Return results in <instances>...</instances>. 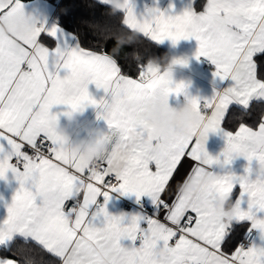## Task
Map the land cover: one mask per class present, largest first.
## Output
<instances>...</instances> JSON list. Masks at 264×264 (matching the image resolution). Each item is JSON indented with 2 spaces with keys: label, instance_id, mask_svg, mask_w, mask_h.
I'll return each instance as SVG.
<instances>
[{
  "label": "snow or ice",
  "instance_id": "snow-or-ice-1",
  "mask_svg": "<svg viewBox=\"0 0 264 264\" xmlns=\"http://www.w3.org/2000/svg\"><path fill=\"white\" fill-rule=\"evenodd\" d=\"M100 2L110 10L116 5L120 11L110 15L122 14L124 27L157 44L194 38L196 58H207L215 66L214 77L232 83L210 98L191 97L185 82L169 79L142 63L143 58L135 61L138 71L132 77L122 71L118 55L103 48L109 41L116 44L121 31L105 26L97 50L85 49L43 13L27 12L22 0H0V25L11 28L17 17L39 18V25L18 41L0 34V180L11 173L19 185L0 222V250L20 257L0 255V264H34L33 244L62 264H84L85 247H99L109 239L122 249L112 264H264V245L245 248L239 243L228 251L235 226L244 222L264 240V113L256 128L240 123L233 132L222 127L230 106L240 109L242 119L251 114L254 102L264 105V78H258L254 59L264 56V0H207L201 11L195 10V0H188L180 14L159 7L138 13L134 0ZM177 63L187 66L186 59ZM89 84L103 89L106 97L96 99ZM157 94L167 101L183 94L201 114L203 134L194 129L173 141L156 136L143 119L142 104ZM54 105L98 109L111 145L96 164L71 156L49 131V122L57 117ZM210 133L226 141L217 156L206 149ZM241 156L248 162L243 175L212 170ZM185 157L194 163L182 183L208 173L217 175L215 183L183 196L177 182L173 192L171 182ZM237 186L239 195L233 199ZM112 193L134 194L137 202L149 197L152 214H109ZM225 194H231L234 204L227 222L208 208L210 200ZM100 217L102 226H97ZM125 239L130 246L121 244Z\"/></svg>",
  "mask_w": 264,
  "mask_h": 264
},
{
  "label": "crops",
  "instance_id": "crops-1",
  "mask_svg": "<svg viewBox=\"0 0 264 264\" xmlns=\"http://www.w3.org/2000/svg\"><path fill=\"white\" fill-rule=\"evenodd\" d=\"M96 1L101 3L100 0H96ZM22 2L24 3L27 12L35 13L39 11L40 13H43L44 15L47 16L49 23L55 21L60 25L61 28H63L57 20V16H56L57 6L55 4L51 3L48 0H30V1L22 0ZM206 2L207 0H195L194 3L195 10L196 11L203 10V7L206 4ZM134 3L136 5V11L138 13H143L146 8L159 7L161 10L172 11L174 12V14H180L183 11L184 7L187 5L188 0H134ZM25 22L31 23L33 21H25ZM14 28L15 25L11 27V29L13 30ZM63 29L66 32L71 33L67 29L65 28ZM45 43L50 45L51 41L46 40ZM155 44L167 50L170 55L187 60V66L183 68H178L175 78L176 81L178 82L183 81L188 85L186 91L189 96L210 98L214 94V90L217 91L222 90L231 85L232 82L230 80L220 81L218 77H214L213 73L215 72L216 69L212 63L210 68L208 69L204 68V64L201 61V59L205 57H200L199 59L196 58L195 53L198 48V42L194 38H190L187 40L182 39L179 42H177L175 45H173L170 40H165L162 43L159 44L155 43ZM259 57L260 55L254 58L256 59L257 63ZM257 75L258 78H264V75L260 74L259 64L257 68ZM88 90L90 94L93 95L96 99H100L101 97H106V94L104 93L103 89H97L94 84H89ZM185 103H187V101L183 94H181L178 97L173 94L170 95L169 97L170 106L180 107ZM68 108L69 107L67 105H54L51 111L53 114H56L59 117L61 122H63L62 113L66 111ZM233 108H237V107L230 106L222 122V127L228 131H233L227 125L226 122L227 117L231 109ZM97 113H98V109L92 106H88L84 109L83 114L79 118L80 119L79 126L76 127L75 131L73 132L72 135L73 142H78L79 140H86L91 138L92 129L94 128L102 129L105 132L108 131L106 122L103 119L98 118ZM236 130H238V128ZM225 146H226V141L221 134H217V133L209 134L208 140L206 142V149L212 156L219 155ZM27 152L30 155H32L29 151ZM221 159L223 158L221 157ZM13 163H15V161H13ZM193 163L194 162H191L187 157L182 159L181 164L178 166L179 171L176 173L175 179L171 182L173 184V192H175L178 186L177 182L182 183ZM247 166H248V162L245 160L244 157L241 156L234 158L232 163L226 166L224 169H221L219 166L214 165L212 170L214 171L231 170L237 175H243L244 170ZM253 167H255V162H253ZM18 187L19 185L17 181L13 178L11 173L8 174L7 180H0V222L6 219L7 217L6 204L11 203L12 197L15 194V191L17 190ZM238 195H239V187L237 186V188L234 190L233 193V199L238 197ZM125 201H129L135 204L146 201L150 206L149 208L153 209L151 200L147 196L141 197L140 201L137 202V199L134 194L121 195L119 193H112L111 199L108 201L106 205L109 214L111 215L125 214L126 217H130L131 215H135V214H146L138 209H127L124 205ZM99 202L103 204L104 198L102 196L99 197ZM208 208H212L211 205L208 204ZM160 218L161 219L163 218V214H161ZM102 220L103 217L98 218V220L96 221L97 226H102L101 224ZM141 226L146 227V225L143 223ZM235 228L236 230L233 236L232 244L228 247L229 254H231V252L234 251L235 246L238 245L240 240L249 232L247 222L237 225L235 226ZM256 232H257V239L255 241V244L264 245V240L261 239L259 232L258 231ZM130 243L131 242L126 239L121 241V244L125 247L130 246ZM0 255H7L8 257L13 258L12 256L8 255V253H3L2 250H0ZM56 259L59 260V258ZM59 262H60L59 264H62L60 260Z\"/></svg>",
  "mask_w": 264,
  "mask_h": 264
},
{
  "label": "clouds",
  "instance_id": "clouds-1",
  "mask_svg": "<svg viewBox=\"0 0 264 264\" xmlns=\"http://www.w3.org/2000/svg\"><path fill=\"white\" fill-rule=\"evenodd\" d=\"M112 13L120 11L116 5H110ZM39 25V18H36L31 23L25 22L17 17L14 30L5 23L0 25V34L18 41L20 38L29 35L34 28ZM127 37L124 39L118 37L116 45L112 50L113 55H120L125 47L132 46L136 43L138 36L136 33L123 34ZM133 61L142 59L138 51H133L130 57ZM180 58L164 54L162 57H151L147 64L158 72L166 73L168 78L176 81V72L178 68L186 67L183 64L177 63ZM84 110H72L68 108L62 113L63 122L57 116L49 122V131L60 138L71 156L79 159L85 165H94L103 157L104 153L111 145V139L107 132L99 128L92 129L91 138L73 142L72 135L76 127L79 126L80 116ZM143 119L151 125L153 133L165 141H173L177 138L189 135L194 129L197 135L203 134V120L201 114L195 111L188 103L180 107L170 106L169 101L161 95L157 94L154 97L146 99L142 104ZM133 123H136V115L131 117ZM217 175L208 173L196 178H186L179 185L178 192L180 195L187 196L201 188L207 187L215 183ZM219 215H222L227 222L231 218L234 209L231 194L217 196L208 202ZM202 211H208V208H203ZM122 249L120 244L115 239H109L99 247H85L83 251L84 264H112V262L121 255Z\"/></svg>",
  "mask_w": 264,
  "mask_h": 264
},
{
  "label": "trees",
  "instance_id": "trees-1",
  "mask_svg": "<svg viewBox=\"0 0 264 264\" xmlns=\"http://www.w3.org/2000/svg\"><path fill=\"white\" fill-rule=\"evenodd\" d=\"M30 1V0H25ZM57 6L56 16L61 26L71 33H73L81 46L85 49L97 50V42L101 36V30L105 26H111L116 30L121 31L123 34H132L130 30L124 27L121 23L123 16L117 13L115 16L110 15V8L102 5L96 0H48ZM138 39L135 44L129 47H125L120 55H118L119 63L122 66V71L132 77L137 75V65L131 58L125 59L124 54L130 53L133 50L138 51L142 56V63H147L148 59L155 57H162L164 54H169L167 50L156 45L145 37L138 35ZM122 38L127 39L122 35ZM115 42L109 41L106 45H103L105 51L112 53V49L115 47ZM259 71L261 75H264V56L258 58ZM240 109H231L227 117V125L235 131L240 123H244L248 126L256 128L261 118V114L264 113V105L253 103L251 108V114L239 119ZM34 251L31 256L34 260V264H59V260L50 254L43 251L40 246L33 244ZM15 251V250H14ZM8 255L15 259H19L18 255H14V252H9Z\"/></svg>",
  "mask_w": 264,
  "mask_h": 264
},
{
  "label": "built area",
  "instance_id": "built-area-1",
  "mask_svg": "<svg viewBox=\"0 0 264 264\" xmlns=\"http://www.w3.org/2000/svg\"><path fill=\"white\" fill-rule=\"evenodd\" d=\"M201 61L204 64V68L208 69L211 67V62L205 58H202ZM24 150L29 151L31 154L33 153V150H31L29 147H25ZM124 205L127 209H138L144 213H146L147 215H151L153 209L149 208V204L146 201L143 202H139L137 204L129 202V201H125ZM257 239V232L255 230L248 232L241 240H240V244H242L245 248L251 246L252 244H255V241ZM139 243V241H137V244Z\"/></svg>",
  "mask_w": 264,
  "mask_h": 264
}]
</instances>
